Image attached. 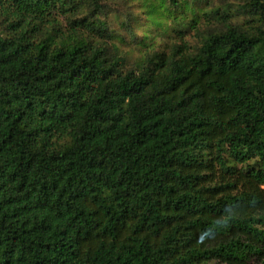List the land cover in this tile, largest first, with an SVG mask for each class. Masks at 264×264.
Masks as SVG:
<instances>
[{"label": "trees", "instance_id": "1", "mask_svg": "<svg viewBox=\"0 0 264 264\" xmlns=\"http://www.w3.org/2000/svg\"><path fill=\"white\" fill-rule=\"evenodd\" d=\"M69 5L0 0V264H264V0L132 65Z\"/></svg>", "mask_w": 264, "mask_h": 264}, {"label": "rangeland", "instance_id": "2", "mask_svg": "<svg viewBox=\"0 0 264 264\" xmlns=\"http://www.w3.org/2000/svg\"><path fill=\"white\" fill-rule=\"evenodd\" d=\"M104 0L107 31L102 36L78 27L79 34L96 44L107 46L127 57L129 63L142 64L155 53L170 56L176 46L195 50L205 35L232 23L250 28L245 11L247 0ZM88 0H75L67 14L54 16L56 28L63 35L74 34L77 22L88 18ZM72 8V10H70ZM70 11H69V10ZM49 32H52L49 29ZM76 35H78L76 33ZM216 264H221L217 263ZM249 264H261L257 258Z\"/></svg>", "mask_w": 264, "mask_h": 264}]
</instances>
